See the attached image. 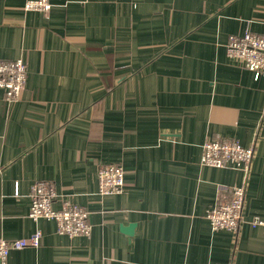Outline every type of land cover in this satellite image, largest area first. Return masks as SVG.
Here are the masks:
<instances>
[{
    "label": "crops",
    "instance_id": "crops-1",
    "mask_svg": "<svg viewBox=\"0 0 264 264\" xmlns=\"http://www.w3.org/2000/svg\"><path fill=\"white\" fill-rule=\"evenodd\" d=\"M0 0V60L27 63L14 102L0 89V238L41 232L8 264H264V73L228 57L229 35L264 34V0ZM254 153L248 176L201 164L208 139ZM124 170L101 196L97 170ZM53 184L88 212V235L28 216ZM246 180L236 232L212 230L218 188ZM133 224L131 233L122 230Z\"/></svg>",
    "mask_w": 264,
    "mask_h": 264
},
{
    "label": "built area",
    "instance_id": "built-area-1",
    "mask_svg": "<svg viewBox=\"0 0 264 264\" xmlns=\"http://www.w3.org/2000/svg\"><path fill=\"white\" fill-rule=\"evenodd\" d=\"M50 0H26L24 10L48 11ZM228 57L242 60L246 69L254 77L264 73V34L246 30L241 35H229L225 44ZM27 63L21 57L13 60H0V89L4 99L14 102L25 86ZM254 149L243 147L234 138L208 139L202 144L201 164L214 167L233 166L248 176ZM124 186V170L118 164H103L97 170V191L101 196L120 193ZM246 180L233 186L219 187L217 200L207 212L212 230L236 232L241 221L244 204ZM30 206L28 216L33 220L45 218L55 222L56 232L60 235L75 237L88 235L91 224L88 212L81 205L62 199L59 207L53 203L57 192L52 183L37 180L30 187ZM250 224L264 227V218L254 216ZM41 232L35 230L29 237L12 241L0 238V264H8L10 250L27 246H38Z\"/></svg>",
    "mask_w": 264,
    "mask_h": 264
},
{
    "label": "water",
    "instance_id": "water-1",
    "mask_svg": "<svg viewBox=\"0 0 264 264\" xmlns=\"http://www.w3.org/2000/svg\"><path fill=\"white\" fill-rule=\"evenodd\" d=\"M132 228H133V224H132V225H129V226L126 227V228H122V230L125 231V232H127V233H131Z\"/></svg>",
    "mask_w": 264,
    "mask_h": 264
}]
</instances>
